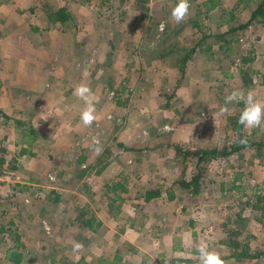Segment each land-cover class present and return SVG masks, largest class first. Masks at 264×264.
I'll use <instances>...</instances> for the list:
<instances>
[{
	"label": "rangeland",
	"instance_id": "374dc122",
	"mask_svg": "<svg viewBox=\"0 0 264 264\" xmlns=\"http://www.w3.org/2000/svg\"><path fill=\"white\" fill-rule=\"evenodd\" d=\"M105 1H90L92 18L124 29L130 46L122 47L121 61L113 54L110 64L96 65L110 76L105 78V93L96 98L98 115L92 126L69 131L59 120L38 121L27 86L22 88L25 83L0 77V109L13 119L32 122L39 136L46 135L37 138L31 154H21L15 122L0 114V141L8 150V162L16 167L10 169L7 163L0 176V264H9L7 250L15 245L16 233L31 264H48L52 257L98 264L115 255L124 264H167L173 256L199 264L196 245L201 242L225 264H264V259L230 258L232 250L221 243L227 226L239 229L241 238L249 237L253 248L264 245V214L246 203L255 186L264 187V148L261 155L250 149L209 162L198 195L176 187L174 200L165 194L145 201L147 190L166 188L194 171V160H177L175 144L189 149L228 142L233 134L230 117L244 107L233 103L229 115H218L229 92L252 90L264 101V23L228 31L248 21L251 6L238 9L236 18L227 21L229 16L220 9L199 10L202 0H189V16L177 24L170 17L177 0H131L124 7L118 0ZM223 1L232 9L239 0ZM9 2L0 0V10ZM43 2H10L19 13L26 12L20 24H14L41 28L45 17L29 9ZM38 34L43 32H27L15 42L24 47ZM246 55L254 61L243 65ZM3 70L8 72L0 64ZM245 129L250 140L264 141V126ZM94 137L102 145L100 154L94 151ZM238 174L239 191L231 188ZM118 182L124 186L113 190ZM88 219L92 227L84 225ZM74 241L84 245L83 251L73 252Z\"/></svg>",
	"mask_w": 264,
	"mask_h": 264
},
{
	"label": "crops",
	"instance_id": "0c3cea01",
	"mask_svg": "<svg viewBox=\"0 0 264 264\" xmlns=\"http://www.w3.org/2000/svg\"><path fill=\"white\" fill-rule=\"evenodd\" d=\"M8 1L16 5L20 0ZM43 1L44 6L40 8L33 6L29 9L45 17L41 28L35 25V27L29 26L26 30L24 28L28 26L27 24L22 27L23 29L14 24V21L22 20L26 12L19 13L17 7H12L10 2L4 4V9L0 10V30L3 33L0 36V64L8 69V72L1 71L3 77L2 75L0 77L25 83L22 85L25 87L22 88L27 86L26 93L31 97V105L34 107L33 111L38 121L44 120L49 123L59 120L61 128L65 130L81 129L86 127L80 120V113L85 103L73 94L75 88L81 83L91 88L97 116L96 98L105 93L103 90V87L106 89L105 78L110 75L109 70L103 72L96 70V65L110 64L113 54L119 58L125 54L122 47L130 45L125 41L127 39H124V29L117 25L108 26L105 23H98L92 18L90 5L92 0ZM118 1L124 7L131 0ZM104 3L106 1L101 0L100 4L104 5ZM63 8L66 9L65 17L58 16L57 19L56 14ZM97 16L100 14L98 13ZM34 31H42L43 35L38 34L31 43L18 47L20 45L16 44L15 40L22 39L27 32L33 34ZM113 47L117 49L113 51ZM16 48L21 50L18 51ZM196 48L199 49V46ZM40 63L42 66H38ZM45 64L48 66L46 67ZM81 64L82 67L78 66ZM10 88L12 89L11 86ZM21 94L22 92L19 96ZM36 100L37 104H35ZM99 111L102 109L99 108ZM44 136L46 135L40 132L39 137Z\"/></svg>",
	"mask_w": 264,
	"mask_h": 264
},
{
	"label": "trees",
	"instance_id": "16d2710c",
	"mask_svg": "<svg viewBox=\"0 0 264 264\" xmlns=\"http://www.w3.org/2000/svg\"><path fill=\"white\" fill-rule=\"evenodd\" d=\"M198 9L200 7H203L206 12H211L216 9H220L222 11V14H226L229 16V20L235 19L236 14L234 13L238 9H248L249 6H251V12L250 17L246 23L240 24L237 27H232L228 31H234L241 28H245L251 24H257V23H264V0H239L237 4L232 9H227L225 7V3L223 0H202L199 2ZM66 14V9H60L58 13L56 14L57 19L59 17H63V15ZM65 17V15H64ZM63 19V18H62ZM225 22V21H222ZM224 34V33H223ZM194 51V49H192ZM192 52H189L184 57V65L188 62V60L191 58ZM254 61L253 56H242V62L243 65L247 64L248 62L251 63ZM183 65V69H184ZM246 69H243V72ZM182 78V77H181ZM178 79L176 87H179L182 83V80ZM245 78V77H244ZM245 81L248 85L251 84V80L248 78H245ZM243 104V102H240ZM0 114L5 116L8 120H13L15 122V127L17 130H19L20 134V144L22 145L20 149L21 154H31L32 153V147L39 137V132L35 125L27 120L24 119H18V118H11L9 115L4 113L0 109ZM239 115H233L230 117V124H231V130L233 132L232 135H230V139L228 142L223 146L214 145L208 148H189L184 149L181 145L175 144V151H176V158L177 160L182 161V163L185 160H194L195 161V168L192 172L191 176L189 178H176L173 180L172 184L169 185L166 188H152L145 192V201L150 202L153 199H157L160 197H163L165 194L167 195L166 199L174 200L178 197V192L176 190V187L179 189L186 190L187 194H193L198 195L201 191L202 186V179L205 176L207 170H208V163L212 162L213 160H219V159H227L230 156L241 153L245 150L253 149L257 153V155H261V152L264 148V141H252L249 138L248 144L246 146L239 144L238 138L247 137L246 136V129L244 126L240 125L238 123ZM8 150L7 148L2 144V141H0V176L3 174V171L6 167V164L8 163L12 168L11 163L8 162ZM241 179V176L238 174L234 181L232 182L231 188L234 190H241L242 186L238 185L236 182ZM120 186H124L121 183H114L112 185L113 190H117ZM123 191H128L127 188H123ZM59 199V197H56V201ZM246 203L248 205H251L252 208L255 209H261L264 214V187L260 190L259 185L255 186L254 193L249 196ZM111 205V204H110ZM84 225H88L90 227L93 226L92 221L90 219L84 221ZM1 231H4V226H1ZM224 231H227V235L222 239L221 243L225 244L227 247L232 250L231 255H229L230 258H234L237 261H244L246 259H264V245L262 247L253 248L250 242L249 237L241 238V231L236 228H227L225 226ZM21 234L16 233L15 237V245L12 247H9L7 250V259L9 261V264H31L32 259L31 257H28L25 253V245L20 240ZM19 247H22L23 249H19ZM181 249V248H180ZM164 263H167L164 261ZM48 264H73L72 262H68L67 260H57L54 257H52V260ZM77 264V263H76ZM98 264H124L123 258L119 255H115L114 259H99ZM167 264H193V259L187 256H173Z\"/></svg>",
	"mask_w": 264,
	"mask_h": 264
},
{
	"label": "clouds",
	"instance_id": "9594fccd",
	"mask_svg": "<svg viewBox=\"0 0 264 264\" xmlns=\"http://www.w3.org/2000/svg\"><path fill=\"white\" fill-rule=\"evenodd\" d=\"M189 12V0H177L176 4L171 8V20L179 24L188 18ZM161 29H163V25H161ZM73 94L84 101L85 107L80 113V120L84 126L90 127L97 119L91 88L87 84L81 83L75 88ZM240 102H243L244 107L240 112L238 123L248 129L264 126V101L257 99L252 90L245 93L240 89H234L229 92L224 97V104L220 106L218 115H229L231 110L228 105ZM164 130H167V126L162 129V131ZM238 142L246 146L248 144V139L247 137L238 138ZM92 145L97 154L102 152L103 148L98 138H93ZM83 248L84 245L81 242L74 241L72 244L74 253L83 251ZM196 252L198 253L199 264H225L220 254L211 250L206 243L201 242L197 244Z\"/></svg>",
	"mask_w": 264,
	"mask_h": 264
}]
</instances>
